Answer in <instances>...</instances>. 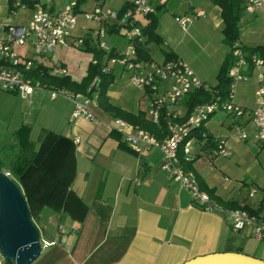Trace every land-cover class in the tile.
<instances>
[{
	"label": "crops",
	"instance_id": "crops-1",
	"mask_svg": "<svg viewBox=\"0 0 264 264\" xmlns=\"http://www.w3.org/2000/svg\"><path fill=\"white\" fill-rule=\"evenodd\" d=\"M67 1L28 0L19 6L17 0H0V38H7V29L2 24L28 25L35 11H59ZM128 3L131 5L133 0H94L90 6L82 3L80 9L89 11L101 4L121 11ZM154 3L156 31L163 42L172 47L167 52H173L192 66L208 85L215 65L219 71L229 52L226 43L212 44L207 37L210 32L222 31L221 6L213 0H154ZM164 10H172L175 16L204 11L187 29L178 24L185 36L204 37V47L209 50L206 61L198 64L194 52L189 49L193 54L189 53L182 41L174 45L166 41L165 35H169L170 29L165 23L167 13H163ZM250 14V35L241 30V42L247 46L264 45V6ZM202 17H206L205 29L194 25ZM149 21L147 15L136 16L138 25H146ZM99 27V22L80 15L74 34L89 41L82 46L85 49L102 48L100 41H107L109 48L102 49L106 52L103 62L113 76L108 90L111 100L129 111L144 110L148 115L154 93L132 83L129 72L112 61L132 41L127 19L121 17L105 24L107 31L102 40L96 34ZM146 38L143 36L139 41L144 42ZM149 44L146 45L150 52ZM16 49L27 57L33 56L30 44ZM112 50L117 55H112ZM55 51L42 60L53 74H56L53 71L56 66L68 70L64 62L53 64L49 61L53 60ZM165 52L161 59L151 57L163 61ZM96 60L94 57L90 61L86 75ZM242 70L248 79L236 83L235 101L244 108V113L239 116L223 111L220 115L215 113L205 126L212 141L196 144V157L191 166L185 164V167L195 173L201 189L220 206H246L250 213L264 219V183L260 198L255 200L257 192L250 196L253 189L261 186L255 180L264 181V147L256 137L257 128L252 121L262 69L249 64ZM67 74L70 75L69 70ZM130 86L133 88L128 89ZM66 90L79 94L78 99L89 95ZM97 95V92L89 95V107L95 114L89 118L84 115L74 117L75 101L66 95L52 98L48 88H39L27 97L0 89V164L15 181L13 170L17 166L27 167L36 157L42 161L59 136L71 141L65 143L63 149L66 151L59 150L50 158L51 174L44 176L41 191L50 192L57 186L56 178L65 174L70 180L67 190H72L81 201L75 199L72 212L55 201V204H45L32 216L42 241L53 242L43 247L41 255L32 264H184L199 256L222 252H238L264 260V237L258 238L252 227L235 230L222 211L198 206L189 190L163 170L162 150L156 146H144L141 152L133 150L125 135L113 127L117 117L99 106ZM180 110L184 115V104L180 105ZM243 132L247 137H242ZM220 139L226 140L230 153L214 157L212 151ZM250 176L253 179L248 183ZM245 185L255 186L245 195L242 191Z\"/></svg>",
	"mask_w": 264,
	"mask_h": 264
},
{
	"label": "built area",
	"instance_id": "built-area-1",
	"mask_svg": "<svg viewBox=\"0 0 264 264\" xmlns=\"http://www.w3.org/2000/svg\"><path fill=\"white\" fill-rule=\"evenodd\" d=\"M28 0H17V5H23ZM77 0H68L59 11L37 10L28 25L2 24L7 29V38H0V89L9 92H18L23 97L32 95L39 88H48L40 80H36L32 71L42 64V60L53 53L59 46H83L85 37L74 34L80 15L89 20L100 23L96 34L101 38L106 35L105 24L115 22L121 17L127 19L128 34L131 43L119 56L112 58L118 62L130 74V80L137 86L144 87L154 93L148 108V115L155 123L162 120L166 124V135L159 138L150 131L134 125L126 119L117 117L113 121V127L125 135L129 146L141 152L144 146H156L162 150V168L174 180L180 182L191 193L195 203L206 210H220L224 216L231 220L235 230L252 227L258 238L264 237V219L252 214L243 207L225 208L217 204L210 195L201 189L197 176L185 167V162H192L196 157L195 145H204L207 131H204L207 121L217 112L242 115L244 108L235 101V85L239 80L248 79V75L242 70L243 66L253 64L254 68H261L260 81L256 90L257 106L253 110L252 121L257 128L256 137L264 147V57L257 53H249L241 43H237L234 55L236 62L230 69L233 79L230 92L227 97L217 96L213 101L197 105L191 113L183 117L180 105L183 99L201 87L206 86L204 81L187 62L180 58L158 60L139 59L136 42L143 37L141 27L136 23L138 14L149 15L156 11L154 0H133L132 6L125 11H116L101 4L93 10H81L77 7ZM264 6V0H246V11L254 13ZM204 11L192 14L176 16V21L183 29L196 18L203 15ZM1 25V23H0ZM30 44L33 48V56L27 57L21 54L16 47ZM102 48L108 49L106 40L100 41ZM97 63V61H95ZM109 66L103 64L101 71L106 73ZM53 71L64 76L68 70L63 66H56ZM101 75H96L91 87L98 86ZM52 98L61 95L71 97L75 101L74 117L87 116L93 118L94 112L90 109L91 97L85 95L78 99L79 94L70 93L62 88H48ZM203 129L199 140L194 133ZM247 137V133H242ZM230 153L226 140L220 139L217 147L212 151V156L228 155ZM229 180V178H226ZM257 189H253V196ZM53 242L42 241L43 247L52 245ZM14 264V263H10Z\"/></svg>",
	"mask_w": 264,
	"mask_h": 264
},
{
	"label": "trees",
	"instance_id": "trees-1",
	"mask_svg": "<svg viewBox=\"0 0 264 264\" xmlns=\"http://www.w3.org/2000/svg\"><path fill=\"white\" fill-rule=\"evenodd\" d=\"M77 2V7L80 8L84 0H77ZM213 2L220 5L222 8V17L224 23L222 31L224 34V42L229 46V52L227 53L218 71L217 84L212 87L206 85L197 90H194L183 99L181 104H184V106L186 107V112L181 118L183 120L197 105L211 102L217 96H220L222 98L227 97L233 83V79L231 78L229 72L236 62V57L234 55L236 44H242L240 39V20L242 11L246 10V0H213ZM131 5L130 3H128L121 9V11H125ZM147 16L150 18L149 23L146 25H139L143 31V36H146L147 38L144 42L137 40L136 46L139 59L141 58L145 60H153L146 44L152 39L158 42H163V39L162 36L156 31V15L152 13ZM85 44H89V41L86 40ZM243 47L249 53H257L264 56V45H243ZM92 49L95 52V57H97V63L91 64V68L89 69L88 74L82 79L81 82L73 80L68 74L64 76L53 74L49 71V67L43 64L36 67L32 71L31 75L36 80H40L48 88L54 87L62 88L65 90L70 89L75 92H82L89 95H93L95 92H97L99 106L104 111L111 113L115 117L126 119L134 125H139L141 128L150 131L159 138L165 137L166 124L164 120H162L160 123H155L147 115L146 111L139 110L138 112H132L118 104H115L111 100L108 94V90L111 83L113 82V76L110 72L103 73L101 71L102 65L104 64L103 58L106 52L99 46H95ZM111 54L114 56L117 55L113 50L111 51ZM172 58L177 57L173 52L166 51L164 60ZM97 74L101 75V82L98 84V86L91 87L93 79ZM202 131L203 129H200L199 131H196L194 133V135H196L199 140L205 139V137L202 136ZM204 131H207L206 127L204 128ZM206 138V144L212 141V137L208 132ZM68 141L70 140L67 137L59 136L58 141L49 150L42 161H39L36 157V160H34L27 167L20 165L13 170L15 173L14 175L16 176V182L21 187L27 199L31 216L38 214L45 204H55V201L60 205V207H64L65 210L72 212V205L75 199H79V201H81V199L75 193H73L72 190H67V186L70 180L66 178L65 174L56 178L57 186L54 187L55 189L52 188V190L48 193L41 191V188H43L42 184L44 181V176L51 174L49 171V164L52 163V161H50V158L59 150H61V152L66 151L63 149V147L66 146L65 143H67ZM185 164L187 165V167L191 166V162H185ZM1 170L2 166L0 164V171ZM60 189L63 190V192H60ZM231 207L236 208L240 206L237 204H231ZM245 208L247 207L245 206ZM10 263L16 264L14 261H7L5 264Z\"/></svg>",
	"mask_w": 264,
	"mask_h": 264
},
{
	"label": "water",
	"instance_id": "water-1",
	"mask_svg": "<svg viewBox=\"0 0 264 264\" xmlns=\"http://www.w3.org/2000/svg\"><path fill=\"white\" fill-rule=\"evenodd\" d=\"M39 227L33 220L19 184L0 171V264H32L42 253ZM184 264H264V260L238 252L199 256Z\"/></svg>",
	"mask_w": 264,
	"mask_h": 264
},
{
	"label": "rangeland",
	"instance_id": "rangeland-1",
	"mask_svg": "<svg viewBox=\"0 0 264 264\" xmlns=\"http://www.w3.org/2000/svg\"><path fill=\"white\" fill-rule=\"evenodd\" d=\"M93 1L94 0H84L83 3L85 6H90L91 3H93ZM163 13H167V16L165 17V20L167 22H165V23L169 25V29H170L169 35H165L166 41H168L170 44H173V45L176 42L178 43V41H182L183 46L187 48V51L189 53L194 52L198 64L199 63L202 64L204 62V60L206 61L207 60L206 56L208 55L209 50L204 47L205 46L204 37L200 36L196 39H193L191 37L185 36V33L180 28L178 22L175 19L176 14H174V12L172 10H164ZM160 16L161 15H159V18H160ZM177 16H179V15H177ZM250 16H252V15L250 13H248L246 10L245 11L243 10L241 13L240 27H241V30L244 31L246 35L247 34L250 35V33H249L250 31H248L249 30L248 24H249ZM205 20H206V17H202V18L198 19L194 25H198V27L200 29H205L206 28L205 26H207L205 23ZM124 37L127 38V35H125ZM207 37L209 39V42L212 44L216 43L218 45L221 43V44L225 45V42L223 40V32L220 29L215 31V32H210L207 35ZM149 43H150L149 44L150 52H151V55L154 57V59H161L162 57H164V51H168V50H170V48H172L171 46L167 45V43L158 42L154 39L150 40ZM189 49H191L192 52H190ZM53 56H54L53 60L52 59H50V60L47 59V60H49L53 64L54 63L61 64L63 62L66 63L68 70H69V74L72 75L73 78H75V79H82V77L84 75H86V73H87V69L89 67L90 61L95 57V52L93 51V49H85V47H82V46H69V47H59L55 51ZM29 57H31V56H29ZM215 60L218 61V57H216ZM117 64H119V63H117ZM217 72H218V66L215 65V68L213 70L212 79L208 80L209 86H213L216 84ZM127 88L131 89L133 87L130 86ZM216 114L220 115L221 112L216 113ZM252 179L253 178H251V176H250L247 180L248 183L251 182ZM255 181H256L255 183H260V185H261V186L258 185L259 187L256 188L257 193H256V196L254 198H255V200H257L262 195V192H263L262 186H263L264 181L261 179H258ZM253 186H255V185H251V186L245 185L243 190H242L243 193L246 195L249 192V190L254 188ZM254 198H252V199H254Z\"/></svg>",
	"mask_w": 264,
	"mask_h": 264
}]
</instances>
